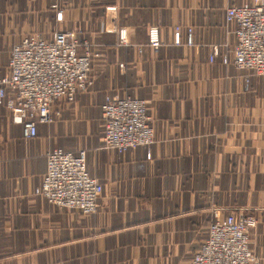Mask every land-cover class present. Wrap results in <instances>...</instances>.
I'll return each instance as SVG.
<instances>
[{
  "label": "crops",
  "instance_id": "0c3cea01",
  "mask_svg": "<svg viewBox=\"0 0 264 264\" xmlns=\"http://www.w3.org/2000/svg\"><path fill=\"white\" fill-rule=\"evenodd\" d=\"M259 1L0 0V79L23 39L69 32L100 56L88 90L53 104L33 139L0 105V264H191L211 207L253 219L248 248L264 264V77L235 69L225 22L227 8ZM107 95L147 102L149 147H102ZM56 149L85 151L94 214L34 194Z\"/></svg>",
  "mask_w": 264,
  "mask_h": 264
},
{
  "label": "built area",
  "instance_id": "2783aa9c",
  "mask_svg": "<svg viewBox=\"0 0 264 264\" xmlns=\"http://www.w3.org/2000/svg\"><path fill=\"white\" fill-rule=\"evenodd\" d=\"M61 13L57 20H61ZM225 22L233 24L235 44L232 62L237 70L264 77V2L252 6L229 7ZM173 43L179 45V29ZM192 31L187 29L185 45L192 46ZM83 50V55L77 51ZM217 55L213 48L209 62ZM88 44L73 33H56L51 41L23 39L11 47L8 74L0 79V105L12 123L21 124L25 141L36 136V124L49 122L53 104L71 102L91 85L92 58ZM226 64V59L223 60ZM147 102L107 95L101 106L102 147L124 153L128 149L149 147L154 142ZM46 170L41 185L34 191L59 209L92 215L98 207L101 187L85 171V151L75 153L56 149L45 154ZM211 207V221L205 239L193 255L191 264H261L248 248L253 219L222 215Z\"/></svg>",
  "mask_w": 264,
  "mask_h": 264
}]
</instances>
